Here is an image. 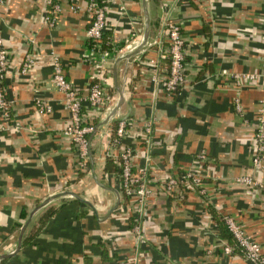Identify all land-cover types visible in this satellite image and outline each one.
<instances>
[{"label": "crops", "instance_id": "crops-1", "mask_svg": "<svg viewBox=\"0 0 264 264\" xmlns=\"http://www.w3.org/2000/svg\"><path fill=\"white\" fill-rule=\"evenodd\" d=\"M55 1L59 10L50 25L43 21L49 14L46 0L0 5V37L7 52L3 84L12 104L8 125L0 128V254L16 247L30 211L56 194L33 210L18 248L0 264H124L134 249L133 222L127 217L131 205L118 187L116 160L105 154L103 133L112 131L120 117L127 120L123 142L131 146L136 166L145 161L141 127L152 118L148 174L153 195L142 218L139 264H247L238 250L224 253L220 247L227 240L216 217L221 220L223 213L260 244L264 255V190L233 178L243 172L262 176L250 158L256 109L264 99V0H145L147 37L138 48L143 0H101L110 44L101 64V83L111 96L108 110L119 90L122 97L109 117L107 110L92 114L83 107L95 130L88 135L87 168L78 172L74 147L60 131L68 112L52 82V56L65 78L86 93L93 72L92 56H86L91 51L88 17L85 0H78L74 11L67 0ZM169 17L180 24L186 78L166 94L152 75L166 73L160 53L167 47ZM27 51L35 61L20 73ZM239 72L254 77L234 84L229 75ZM35 98L50 104V112L39 111ZM200 148L208 155L204 162L193 158ZM188 168L203 175L200 182L185 187L182 197L166 192L160 170L178 175ZM47 207L52 212L44 224L22 243Z\"/></svg>", "mask_w": 264, "mask_h": 264}, {"label": "built area", "instance_id": "built-area-1", "mask_svg": "<svg viewBox=\"0 0 264 264\" xmlns=\"http://www.w3.org/2000/svg\"><path fill=\"white\" fill-rule=\"evenodd\" d=\"M5 0H0V5ZM49 14L45 13L43 21L51 24L55 12L59 10V3L53 0H46ZM68 9L74 11L78 8V0H67ZM85 10L87 13V25L85 28V36L88 40H98L105 28V14L102 5L98 4V0H85ZM167 47L165 52L160 53V56L168 59L165 75L161 76L157 73L152 75L155 83L159 84L166 94L173 93L185 81V66H184V39L181 34L180 24L176 19L168 18L165 21ZM90 53L86 56H92L93 72L90 76L88 89L86 93H79L72 83L65 78L64 69L58 58L52 56V72L51 78L54 86L62 93L61 100L64 103L68 112V121L62 126L61 133L71 142L75 150L74 167L75 172L85 171L90 155V139L89 134L94 132L95 125L92 122H87L83 113V107L90 109L92 114H97L102 110L109 111V103L111 96L106 91L105 86L101 83V64L104 57L107 56L106 49L90 48ZM34 54L30 51L24 53L19 64V72L25 73L34 63ZM153 63L154 61L151 60ZM7 67V52L3 47L0 37V119L1 125H8L9 110L11 109V99L6 96V88L3 84L4 72ZM234 84H239L242 79L254 77L251 73H232L229 75ZM35 105L39 111L50 112L51 106L47 102L41 101L39 98L34 99ZM234 107L240 110L238 98L234 99ZM127 120L118 118L110 131L105 130L103 133L107 137V149L105 154L109 155L117 163V180L118 187L122 194H127L133 197V209L135 219L131 225V235L134 240V249L124 258V264H139V259L142 256L140 243L145 240V234L142 231V218L147 206L151 204L152 187L149 184V148L151 143V124L152 118L144 119L141 132L142 144L144 147L145 161L140 165L132 163V148L123 142ZM253 138L255 141L254 150L250 158L252 169H256L262 173L260 178H257L248 173H240L233 177L236 181L241 182L245 186L264 190V99L261 98L258 103L255 114V124L253 128ZM111 149V151H110ZM113 149H116L114 151ZM193 158L198 161H205L208 158L204 148H200L193 154ZM162 171L161 183L163 188L168 193L176 192L178 197L183 196L185 187L197 185L202 174L191 170L190 168L183 170L178 175H173L166 170ZM202 192L201 189H198ZM220 218L228 231L230 232L234 242L241 249L243 259L247 264H264V255L261 252L260 244L253 240L244 230V228L230 215L223 213ZM220 247L224 253H230L232 250L231 244L222 242Z\"/></svg>", "mask_w": 264, "mask_h": 264}, {"label": "trees", "instance_id": "trees-1", "mask_svg": "<svg viewBox=\"0 0 264 264\" xmlns=\"http://www.w3.org/2000/svg\"><path fill=\"white\" fill-rule=\"evenodd\" d=\"M98 4L102 5L101 0H98ZM87 48H91L94 47L96 49H106L109 50L110 48V44L108 43V41L106 40V37H104V30L101 33V37L98 40H88L87 39V44H86ZM166 60V67L168 65V59L165 57L164 58ZM87 122H92L93 120L87 116L85 119ZM0 125H1V119H0ZM120 189V188H119ZM125 197V200H129L128 203L131 205V208L129 209V213L127 215L128 217V222H133L135 219V214H134V209H133V197L129 196L127 194H123ZM52 212V208L47 207L45 208L42 213L37 217L36 219V223L33 224V227L30 231L29 234H25L22 237V243H25L26 241H29L31 239V237H33V235L36 233V231L44 224L45 220L47 219V217L49 216V214ZM25 213L23 211H21V216H24ZM216 221L217 223H219L220 225V229H221V234L223 235V237L227 240V242L229 244H231L232 248L235 250H238L241 253V249L239 248V246L234 242V239L232 238L230 232L228 231V229L226 228V226L224 225V223L219 220L216 217ZM2 262V260H0V263Z\"/></svg>", "mask_w": 264, "mask_h": 264}, {"label": "water", "instance_id": "water-1", "mask_svg": "<svg viewBox=\"0 0 264 264\" xmlns=\"http://www.w3.org/2000/svg\"><path fill=\"white\" fill-rule=\"evenodd\" d=\"M143 15H144V30H143V34H142V38L141 40L139 41V43L137 44L136 48L140 47L143 43H145L146 41V37H147V28H148V13H147V10H146V7H145V0H143ZM121 97H122V92L119 90V98H118V101L116 102L115 106L112 107L108 114H107V117H109L114 109L116 108V106L118 105V103L120 102L121 100ZM56 196V194H49L48 196H46L39 204H37L31 211L30 213L28 214L27 218L24 220V222L21 224L20 226V229H19V233H18V237H17V243H16V247L11 250L10 252H6V253H2L0 254V258L3 257V256H6V255H9L11 253H13L19 246V243H20V237H21V233L26 225V223L28 222L29 218H30V215L31 213L33 212V210H35L36 208H38L39 206H41L44 202H46L47 200H49L50 198Z\"/></svg>", "mask_w": 264, "mask_h": 264}]
</instances>
